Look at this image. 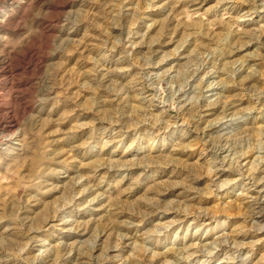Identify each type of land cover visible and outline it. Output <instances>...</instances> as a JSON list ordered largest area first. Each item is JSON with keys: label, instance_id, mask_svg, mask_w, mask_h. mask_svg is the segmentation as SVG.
Here are the masks:
<instances>
[{"label": "rangeland", "instance_id": "obj_1", "mask_svg": "<svg viewBox=\"0 0 264 264\" xmlns=\"http://www.w3.org/2000/svg\"><path fill=\"white\" fill-rule=\"evenodd\" d=\"M0 264H264V0H0Z\"/></svg>", "mask_w": 264, "mask_h": 264}]
</instances>
